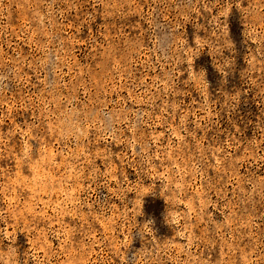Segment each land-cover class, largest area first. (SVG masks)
I'll return each mask as SVG.
<instances>
[{
	"label": "rangeland",
	"instance_id": "374dc122",
	"mask_svg": "<svg viewBox=\"0 0 264 264\" xmlns=\"http://www.w3.org/2000/svg\"><path fill=\"white\" fill-rule=\"evenodd\" d=\"M0 264H264V0H0Z\"/></svg>",
	"mask_w": 264,
	"mask_h": 264
}]
</instances>
